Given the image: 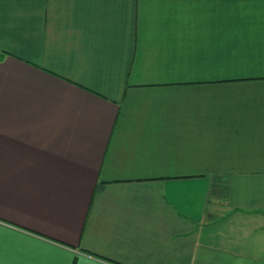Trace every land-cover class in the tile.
I'll return each mask as SVG.
<instances>
[{
    "label": "crops",
    "instance_id": "obj_1",
    "mask_svg": "<svg viewBox=\"0 0 264 264\" xmlns=\"http://www.w3.org/2000/svg\"><path fill=\"white\" fill-rule=\"evenodd\" d=\"M0 264H264V0H0Z\"/></svg>",
    "mask_w": 264,
    "mask_h": 264
},
{
    "label": "snow or ice",
    "instance_id": "obj_2",
    "mask_svg": "<svg viewBox=\"0 0 264 264\" xmlns=\"http://www.w3.org/2000/svg\"><path fill=\"white\" fill-rule=\"evenodd\" d=\"M0 247H2V242H0Z\"/></svg>",
    "mask_w": 264,
    "mask_h": 264
}]
</instances>
